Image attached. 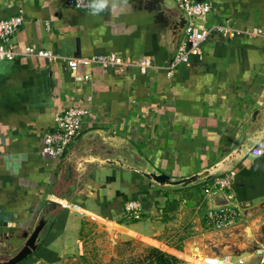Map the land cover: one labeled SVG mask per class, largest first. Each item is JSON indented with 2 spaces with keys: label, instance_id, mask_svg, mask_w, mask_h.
<instances>
[{
  "label": "crops",
  "instance_id": "1",
  "mask_svg": "<svg viewBox=\"0 0 264 264\" xmlns=\"http://www.w3.org/2000/svg\"><path fill=\"white\" fill-rule=\"evenodd\" d=\"M209 1L205 25L237 30L264 23V0ZM134 5L133 0H107L94 14L91 7L71 8L65 0H0V19L18 13L23 17L11 37L17 50L33 46L60 56L115 52L130 58L147 56L157 64L167 61L180 34L169 43L152 16ZM201 52L200 61L189 57V65L177 66L168 78L161 69L140 75L131 67L119 72L78 65L77 74L89 75L82 83L71 79L60 59L19 56L0 61V208L12 217L0 221V259L19 247L20 231L30 229L46 211L51 221L39 246L17 264H80L86 220L113 227L106 235L113 242L147 240L185 262L260 263L264 139L258 144L262 154L247 155L234 169L232 193L239 206L235 223L219 230L196 221L179 250L162 240L165 229L180 225L181 205L165 220L160 211L165 198L175 199L184 189L162 197V190L132 171L88 169L82 163L77 168L86 171L84 179L77 186L71 180L75 155L88 142L83 133L92 128L126 137L170 175H187L215 161L238 125L264 101V41L233 31L215 32L205 39ZM70 105L88 107L91 120L82 119L79 135L60 157L42 156V133L54 115ZM236 188L247 206L241 204ZM50 199L59 205L48 204ZM129 199L145 201L143 217H121L122 204Z\"/></svg>",
  "mask_w": 264,
  "mask_h": 264
},
{
  "label": "built area",
  "instance_id": "2",
  "mask_svg": "<svg viewBox=\"0 0 264 264\" xmlns=\"http://www.w3.org/2000/svg\"><path fill=\"white\" fill-rule=\"evenodd\" d=\"M175 6L185 14V25L176 40L171 57L163 63H154L149 57L142 56L130 58L121 56L115 52L99 53L89 56H60L49 50L37 49L33 46H25L17 50L11 44V37L18 27L23 23L21 14H13L0 19V61H10L19 56H35L47 60L60 59L63 69L68 71L75 83H82L89 79L87 73L79 75L76 73L78 65H96L103 69L117 70L134 68L140 75H146L150 70L161 69L168 78L173 70L179 65H189V57L201 59V46L205 39L212 33H228L233 31L247 37H257L264 41V23L252 25L242 29H232L229 25L219 24L205 25L204 19L211 9L209 0H173ZM65 5L79 10H88L90 0H65ZM47 27V24H45ZM48 28V27H47ZM89 101V96L87 97ZM91 120V112L88 107L70 105L61 112L56 113L52 125L41 135V146L39 153L47 157H60L65 148L79 135L82 119ZM262 149L256 145L249 151L248 155L256 157L262 154ZM234 170L222 174L202 184L204 195L212 199L217 193H224L228 200L226 204L210 203L203 212V222L213 229H224L235 223L239 217V206L231 204L235 200L232 193ZM210 201V200H209ZM137 201H127L124 210L130 214L131 210L138 218L134 210H140ZM184 264H196L185 262ZM201 264V263H200Z\"/></svg>",
  "mask_w": 264,
  "mask_h": 264
},
{
  "label": "water",
  "instance_id": "3",
  "mask_svg": "<svg viewBox=\"0 0 264 264\" xmlns=\"http://www.w3.org/2000/svg\"><path fill=\"white\" fill-rule=\"evenodd\" d=\"M138 10H143L152 16L153 22L159 28L160 36L173 43L185 25L186 16L176 6L173 0H133ZM88 136V142L78 150L74 165L86 164L88 169L110 167L121 171H132L151 186L165 192H173L204 184L222 174L234 170L247 157L249 151L264 139V101L253 108L247 117L238 125L225 151L212 163L183 176H174L155 167L126 137L109 133L103 128H92L83 133ZM237 197L243 206L240 189L236 188ZM65 200V196L56 197ZM213 198L215 200H213ZM211 199L212 204H226L228 200L223 194H217ZM50 205H59L49 200ZM51 213L42 212L30 229L20 231L22 240L19 247L8 257L0 259V264H17L29 257L39 246L42 234L51 221ZM12 216V215H11ZM9 213L0 208V221L11 220ZM264 231V226L261 227ZM259 264H264V250Z\"/></svg>",
  "mask_w": 264,
  "mask_h": 264
},
{
  "label": "rangeland",
  "instance_id": "4",
  "mask_svg": "<svg viewBox=\"0 0 264 264\" xmlns=\"http://www.w3.org/2000/svg\"><path fill=\"white\" fill-rule=\"evenodd\" d=\"M80 164L81 163L74 165L73 163V167L71 168V173L73 176L71 180L74 186L80 185V182L86 175V171L84 169L77 168ZM75 168H77V170ZM203 188L204 187L202 185L185 188L182 190L183 192L178 194L177 198L173 199L171 196H169L170 200L167 198V201L163 202V207H161L160 211V216H163L161 217L162 219L164 218L163 220L168 217L169 213L177 212L178 205H181L182 210L180 211H183V213L180 214V216L183 217L180 219V225L175 228H167L163 231V244L177 250L178 244L180 243L179 238H185L189 236L190 232L193 231V223L197 221L200 223V225L203 224L202 215L204 209L209 205V200H211L204 195ZM182 199L185 200L183 203ZM230 203L233 204L235 201L231 200ZM124 204L125 203L122 204L123 212L121 213V217L127 219H139L145 215L142 213L140 208L139 211L134 210L138 215V218H134L133 216L135 213H133V210H131V213L128 214L124 210ZM110 228L113 227H111L109 224L99 225L94 220L83 221L81 228V238L83 239L84 249L81 259H78L80 264H135L140 260L142 255H144L145 249L153 245H158L154 243L150 244V242L147 240L113 242L110 238H106L108 233L107 229ZM202 230H205V228L202 227ZM191 235L192 233L190 236ZM111 254L113 255L111 256ZM185 260L190 263H197V261L190 260L188 258ZM183 262L185 263L184 258Z\"/></svg>",
  "mask_w": 264,
  "mask_h": 264
},
{
  "label": "trees",
  "instance_id": "5",
  "mask_svg": "<svg viewBox=\"0 0 264 264\" xmlns=\"http://www.w3.org/2000/svg\"><path fill=\"white\" fill-rule=\"evenodd\" d=\"M167 192H162V197H165ZM133 199H129L126 201H130ZM137 201L140 204V207H143L145 204V201L139 200H133ZM167 199L165 198L163 202H166ZM182 238H179V241H181ZM180 249V246L177 247V250ZM180 255V254H178ZM184 264L181 257L177 256L174 253L166 252L159 248L156 245L150 246L147 249H145L144 255L140 258L139 261H137L135 264Z\"/></svg>",
  "mask_w": 264,
  "mask_h": 264
},
{
  "label": "clouds",
  "instance_id": "6",
  "mask_svg": "<svg viewBox=\"0 0 264 264\" xmlns=\"http://www.w3.org/2000/svg\"><path fill=\"white\" fill-rule=\"evenodd\" d=\"M107 0H92L90 7L95 14L98 11H101L105 8Z\"/></svg>",
  "mask_w": 264,
  "mask_h": 264
}]
</instances>
